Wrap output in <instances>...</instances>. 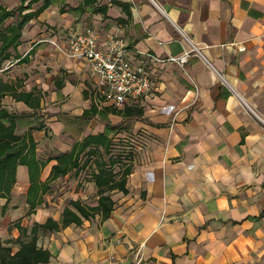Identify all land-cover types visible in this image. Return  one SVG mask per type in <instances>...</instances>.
Returning a JSON list of instances; mask_svg holds the SVG:
<instances>
[{
	"label": "crops",
	"instance_id": "obj_1",
	"mask_svg": "<svg viewBox=\"0 0 264 264\" xmlns=\"http://www.w3.org/2000/svg\"><path fill=\"white\" fill-rule=\"evenodd\" d=\"M16 1L21 0L0 5L11 9ZM56 1L24 24L16 47L18 53L40 31L28 54L45 55L46 46L35 53L34 45L51 44V87L33 85L52 102L43 128L71 139L65 152L104 129L107 123L100 121L89 127L91 117L103 111L111 125L124 121L130 154L123 162L131 169L127 191H110L114 204L107 218L96 214L79 225L38 230L37 244L50 252L43 264H264V0H96L82 13L71 11L82 0ZM115 1L126 3L129 15ZM98 6L106 7L104 14L92 11ZM42 22L58 27L43 32ZM86 26L96 32L100 47L110 34L122 37L129 57L145 64L154 87L125 105L141 107L140 115L105 111L116 106L99 93L86 61L66 54V32ZM28 54L19 55L28 59ZM183 55L181 62L164 59ZM7 97V105L1 103L9 110H32L9 95L1 101ZM91 105L97 112L84 116ZM32 136L44 181L58 153L39 154L44 129L32 130ZM91 161L88 171L73 169L54 179L44 194L59 187L63 197L88 203L94 196V204ZM28 186L27 168L18 165L3 211L6 198L0 197V238L8 235V224L21 219L23 226L4 240L21 229L28 234L47 217L60 218L63 208L52 214L56 205L48 199L27 212Z\"/></svg>",
	"mask_w": 264,
	"mask_h": 264
},
{
	"label": "trees",
	"instance_id": "obj_2",
	"mask_svg": "<svg viewBox=\"0 0 264 264\" xmlns=\"http://www.w3.org/2000/svg\"><path fill=\"white\" fill-rule=\"evenodd\" d=\"M21 0L20 3L11 9L0 5V63L10 58L9 49L14 50L13 58L18 62L27 60L26 56L20 57L16 47L20 43L21 30L26 22L37 17L45 8L56 0ZM40 1V4L30 9L33 3ZM96 0H82L78 6L71 8V11L82 13L86 7L93 6ZM121 5L125 13L129 15L126 3L115 1ZM105 6L93 7V12L105 13ZM59 11L65 9L59 6ZM15 19L1 27L4 20L9 17ZM22 80L16 78L13 81L0 78V100L5 95L11 96L16 101L24 102L31 109H38L42 93L36 88L22 90ZM55 85L59 87V82ZM87 97L86 92L83 93ZM105 111L121 114L123 116L140 115L141 107L124 106L123 108H105ZM97 112L94 105L85 109L82 114L89 116ZM19 113L9 110L0 103V197L6 198L2 205L3 211L8 202L11 187L15 181L16 168L18 165H25L28 171L29 186L25 194V202L28 204V211L43 201L42 195L49 189L50 183L59 176L65 175L68 171L85 167L92 160L93 170L91 177L96 186V202L88 204L79 198L69 199L61 211L59 220L47 217L42 223H34L28 234L21 229V234L16 238L3 240L0 238V264H43L49 260L50 252L37 244L38 230H58L69 224L79 225L84 219L100 216L103 220L108 217L113 209L114 201L110 191L118 190L125 193L126 177L130 172L129 163L119 160L110 154L112 139L109 134L115 132L116 126L107 123L104 129L96 134H87L80 140L72 143L70 148L54 156L55 163L52 164L50 172L44 181L39 178L43 161L36 156V141L32 136L33 129H41L42 124L29 126L23 133H17V117ZM105 154L108 158H105ZM128 155V154H127ZM85 159L82 161V158ZM118 165L117 170L112 166ZM91 167V166H90ZM23 231V232H22ZM16 245V250H13Z\"/></svg>",
	"mask_w": 264,
	"mask_h": 264
},
{
	"label": "rangeland",
	"instance_id": "obj_3",
	"mask_svg": "<svg viewBox=\"0 0 264 264\" xmlns=\"http://www.w3.org/2000/svg\"><path fill=\"white\" fill-rule=\"evenodd\" d=\"M15 3H17V4L14 5L12 8H15L19 4L17 1ZM25 3H26V1L24 2V4ZM39 4H40V1L33 3L31 8H35ZM55 4L57 5V1H54L52 3V5H55ZM6 6H8V3H6ZM51 14L49 15L48 18L50 20H53L54 16ZM73 15L76 16V14H73ZM14 19H15V16L7 18L6 20L3 21L1 27L10 23ZM43 24L45 26L43 29V32L48 31V29L51 27L57 26V24L52 25V23L51 24L46 23V22L40 23V25H43ZM59 28H60V26H59ZM61 28H62V26H61ZM41 32L42 31H40L39 33H36L34 35H31V37L24 40V43L20 47L17 48L18 54H21V55H25L26 53L28 54L29 50H30V48H29L30 44L37 38V36ZM45 46L47 48V53L45 55L41 54V56H40V54H39V56H38L37 54L35 55L33 53L34 54V56H33V54L31 53L32 56H30L28 54L27 55L28 59L21 64H17L16 62H14V59H13L14 50L9 49L10 58L8 60H4L0 63V78L2 80H8V81H13L16 78H20L23 81L22 86H21L22 90L30 89L31 87H33V85L35 83H37V81L48 83L49 76H51V74H52V68H54L52 61H50L51 54H49L53 51L51 49V44L48 41L39 42L36 45H34L33 50H34V52L36 51L35 53H37L38 48L45 47ZM50 84L51 83L49 81L48 85L51 87ZM47 94L48 93L46 92V94L44 96L42 95V98H41L42 104L38 109H32L31 111H29V110H26V111L16 110L19 113V116L17 117V129H16L17 133L21 134V132H23L29 126L42 124L41 129H44V136L41 139L44 141V139L46 138L45 143L39 142V144H40L39 154L42 157H44V156L50 157V156H53L57 153L64 151L67 148V145L69 144V142H71L70 141L71 139L69 140L66 138L65 133L62 132L59 134L56 132V134H53L50 131V129L43 128L46 125L45 124L46 121H48L49 117L51 116L50 113L46 110V107L52 103V102H50V99L47 96ZM7 100H10L9 97L4 98V100H2V101L0 100V103L2 102V103L7 105V102H8ZM55 105H58V104H55ZM42 109H44V110H42ZM113 119H116V117H113ZM80 120H82V119H80ZM99 121L102 123L110 122L107 120V114L103 111H100L99 113H97L91 117V123H89V127L92 129L93 128L95 129L97 126V123ZM123 123H124V121H121V122L115 123V124L113 123L116 126L117 130L115 132H111L109 134V136H111V139H112V147H111L110 154L112 156H116V158L121 160V161L124 159L125 156H127V154H130V152H129V150H130L129 149V134H125L121 130L122 128H124ZM81 128L82 127H80L79 129L76 130V134H78V132L81 130ZM74 129L75 128H71V131ZM70 136H68V137H70ZM36 147H37V144H36ZM104 156L106 159L108 158L107 154H105ZM112 168L114 170H117L118 165L116 164V165L112 166ZM82 170L88 171V169L86 167H84ZM69 198H70L69 196L63 197V192L59 189V187L52 188V190H50L48 192V194H44V196H43V200L48 199V200H50V202H53L54 205H56L51 211L52 214H57V212L60 211L63 208V206L67 205ZM22 199L23 198H20V202L23 201ZM61 200H62V202H61ZM94 200H95L94 196H92V197L88 196L85 201L91 204L94 202ZM25 216L26 215L23 214L22 217H25ZM20 222H21V219L19 220V222H14V223L8 224L7 227H5L6 231H7L6 233L9 235V232L14 227H17V229L20 231V227L23 226V225H21V226L19 225ZM26 228H27V230H29L28 226H26ZM8 235H4V237L1 236V238L4 240L5 237ZM15 246L16 245H14V247Z\"/></svg>",
	"mask_w": 264,
	"mask_h": 264
},
{
	"label": "built area",
	"instance_id": "obj_4",
	"mask_svg": "<svg viewBox=\"0 0 264 264\" xmlns=\"http://www.w3.org/2000/svg\"><path fill=\"white\" fill-rule=\"evenodd\" d=\"M65 40L66 54L86 61L90 73L96 77L99 93L116 107L139 100L153 89L154 82L145 64L129 57V48L117 34L108 36L105 47H100L96 32L89 26L69 29ZM184 57L164 59L181 62Z\"/></svg>",
	"mask_w": 264,
	"mask_h": 264
}]
</instances>
